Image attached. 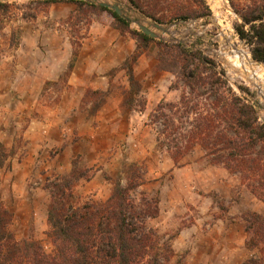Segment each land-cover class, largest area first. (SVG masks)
Segmentation results:
<instances>
[{
	"label": "rangeland",
	"instance_id": "374dc122",
	"mask_svg": "<svg viewBox=\"0 0 264 264\" xmlns=\"http://www.w3.org/2000/svg\"><path fill=\"white\" fill-rule=\"evenodd\" d=\"M0 1L10 3L6 14L0 13V63L8 67L13 68L16 64L15 50L23 32L28 34L33 31L63 33L69 39V61L74 49L79 52L83 38L87 36L90 29L96 32L103 29L115 30L120 36L132 40L135 48V40L129 34H120L119 30L112 25L111 17L105 12L98 14L85 8L76 10L75 4L67 2L39 6L31 3L32 0ZM87 1L93 3L106 1L117 4L130 18L128 22L131 28L140 30L136 23L131 21L139 19L158 34L159 38H155L156 40L167 43L179 42L186 47L200 50L206 57L213 58L216 69L223 71L222 77L227 85L255 105L259 121L264 123V63L252 58V46L246 40H242L235 30L236 25L242 23L239 13L254 2H264V0H205L210 14L186 21L172 19L173 14L181 9L194 8V0H151L148 6L151 9L156 8L164 19L162 23L145 17L127 0ZM152 23L160 24L164 29L156 28ZM109 38H111L110 35ZM237 49L243 50L252 62L254 61L251 69L260 70L259 73L256 72L260 75L261 91L244 78L242 70L232 65L239 60L236 57ZM168 52V48L160 49L156 41L151 42L148 49L138 57L134 64L135 77L141 84L140 95L145 99L143 110L140 108L129 110L122 107L124 89L128 87L127 76L125 70L120 67L110 71V74L114 76L118 70H123L115 75L113 82L114 94L121 96L118 108L122 117V120L118 119L116 129L114 128L112 132L113 135L107 136V131L100 129L95 138L90 137L88 128H79L73 118H68L61 123L59 131L63 134V139H67V143L71 144L74 149L69 152L71 156L67 159V164H70L69 171H65L62 167L56 169L48 165L37 164L30 169L24 180L16 182V177L19 175L18 165L29 150L27 140L24 139L22 133L30 119L38 117L39 112H33L31 117L23 116L19 119L13 112L12 115L8 114L4 120H1L0 135L3 137L0 138V142L5 145L10 156L4 167L0 169V202L12 213L9 228L16 239H33L42 245L45 252L52 251V245L46 235L47 207L50 201L48 187L56 177L70 176L74 165L75 173L80 176L72 187L73 204L75 205L86 201L105 200L116 179H119L123 186L128 185L130 179L136 182L142 181V184L130 193V197L137 201L143 192L149 197H158V215L154 218H146L144 222L146 226L157 231L164 245L171 248V241L178 231L192 223H197L204 232L209 231L219 221L226 223L228 227L232 224L235 231L242 229L246 238L242 215L247 211L263 212L264 203L249 191L242 175L230 173L222 164L211 163L210 156L206 155L205 150L199 144L187 150L177 162L166 151L167 146L171 150L185 146L191 134L193 115L184 117L183 124L175 119L174 126L171 128L173 135L169 138L162 137L163 145L158 141L164 128V118H157V114L160 113L159 103L179 104L182 94L192 97L188 86L178 77L173 68V71L158 69L157 59L161 53L168 56L167 63L171 65L172 56ZM64 72L60 77L64 75ZM60 77L57 81L44 83L39 96L38 108H52L59 101L68 75H65L64 79ZM208 87L200 85L199 91H205L206 94L195 96L197 108L201 113L205 112L214 100V96L208 93ZM239 87L248 89V92H242ZM88 89L90 88L83 92L77 107L86 120L95 116L105 103L94 112L93 104L97 98L86 94ZM107 95L108 91L106 97ZM15 104L16 101L13 105ZM14 107L16 109V105ZM163 111L170 113L167 109ZM173 112L182 115L183 109L177 107L171 111ZM93 121L92 127H98V122ZM85 123L90 125V122ZM90 141H96L97 149L105 148V153L110 158L117 157V159L111 163L109 159L106 163L98 161L96 156H93L95 151L89 148L92 145ZM62 148L63 146L61 148L56 145L51 146L47 152L49 160L59 154ZM141 152L144 157L139 158L138 155ZM188 163L194 166L188 169L186 166ZM178 168L182 169L178 170ZM173 170L178 173L175 177ZM106 176L110 179H106ZM170 209L177 211L176 222L161 215V211L166 213ZM244 248L247 256L241 262L255 256L259 264H264L258 250L248 252L249 249L245 246ZM172 252V256L165 264H188L187 249L181 253H175L172 248Z\"/></svg>",
	"mask_w": 264,
	"mask_h": 264
},
{
	"label": "trees",
	"instance_id": "16d2710c",
	"mask_svg": "<svg viewBox=\"0 0 264 264\" xmlns=\"http://www.w3.org/2000/svg\"><path fill=\"white\" fill-rule=\"evenodd\" d=\"M145 17L157 23L163 18L156 8H149L151 0H127ZM67 2L76 5V10L85 8L91 12H105L112 19V25L120 34H129L136 42L134 51L120 65L125 70L128 87L124 89L122 107L136 110L145 107V99L140 95L141 84L134 74V64L151 42L156 41L160 49L168 48L172 56L158 55V69L176 72L188 86L192 97L184 94L180 103H159L157 118H164V128L158 137L173 135L174 120L184 123L183 118L192 114L194 122L190 136L183 147L166 151L177 162L187 150L199 144L210 156L213 164H222L230 173H240L249 191L264 203V123L259 121L255 105L246 97L237 94L223 79V71L216 69L213 58L204 56L200 50L189 48L182 43H167L133 29L130 23L114 10L87 0H32L39 6ZM195 7L185 8L173 14L172 19L188 20L202 18L210 14L205 0H194ZM10 3L0 1V13L6 14ZM242 23L235 30L242 40L252 46V58L264 63V2H254L239 13ZM78 52L74 49L64 75H69ZM173 68V69H172ZM65 81V80H64ZM209 86L208 93L214 100L205 112L197 108L195 96L205 95L199 87ZM242 92L248 89L239 87ZM86 94L97 99L94 112L105 102L107 91L88 89ZM177 107L182 115L171 113ZM167 109L169 114L164 113ZM163 145V143H161ZM10 152L0 142V169L4 167ZM70 176L56 177L49 185L50 201L47 207L46 235L52 245L47 253L42 245L33 239L15 238L10 230L12 213L0 202V264H165L172 256V248L164 245L157 231L145 224L146 218H154L159 213L158 197H149L144 192L139 200L132 199L130 193L142 181L130 179L123 186L116 179L109 196L100 202L86 201L73 204L72 187L80 178L75 173V165ZM106 179L110 177L106 176ZM246 238L244 246L258 250L264 260V211H247L242 215ZM251 256L242 264H259ZM177 264V263H176ZM179 264V263H178Z\"/></svg>",
	"mask_w": 264,
	"mask_h": 264
},
{
	"label": "crops",
	"instance_id": "0c3cea01",
	"mask_svg": "<svg viewBox=\"0 0 264 264\" xmlns=\"http://www.w3.org/2000/svg\"><path fill=\"white\" fill-rule=\"evenodd\" d=\"M109 35L111 38L108 39ZM83 39L65 88L60 93L59 101L52 108L40 109L38 101L44 83L57 81L67 68L70 45L69 39L63 33L23 32L16 46L14 67L0 63V122L13 112L18 119L23 116L31 117L33 112H39L38 117L30 119L22 133L27 140L29 150L18 165L19 175L16 177V182L24 180L30 169L37 164L56 169L62 167L65 171H69L70 164H67V159L71 156L69 152L74 149L67 143V139H63V134L59 131L61 123L66 119L73 118L79 128H88L89 136L94 138L100 129H105L107 136L113 135L118 119L122 120L118 108L121 96L114 94L113 82L115 75L123 70H118L114 76L110 71L120 67L127 55L132 53L134 43L125 36H120L115 30L107 29L97 32L90 29ZM134 72L136 73V69ZM87 88L108 91L102 108L88 120L77 110L83 92ZM15 101L16 109L13 105ZM93 120L98 122V127H92ZM85 122H90V125ZM2 137L0 135V138ZM90 142L92 145L89 148L95 151L93 156H96L98 161L106 163L109 159L111 163L117 159V157L110 158L105 153V148L97 149L96 141ZM54 145L63 148L59 154L49 160L47 152ZM138 157H144L143 153L141 152ZM192 165L188 163L186 166L189 169ZM172 173L174 177L178 174L174 170ZM176 214L175 209H170L166 213L161 211L164 218L172 219L174 222H176ZM244 239L245 234L242 229L235 231L232 224L228 227L226 223L219 221L207 232L202 231L197 223L185 226L178 231L171 242L175 253L188 250L186 254L188 264H240L247 256Z\"/></svg>",
	"mask_w": 264,
	"mask_h": 264
},
{
	"label": "bare ground",
	"instance_id": "6f19581e",
	"mask_svg": "<svg viewBox=\"0 0 264 264\" xmlns=\"http://www.w3.org/2000/svg\"><path fill=\"white\" fill-rule=\"evenodd\" d=\"M236 57L239 60H237V62L233 63L232 65L234 67L239 68L240 70H242V75L244 76V78L247 81H249L250 84H253L256 87H258V89L260 90V87H259V84H261L260 83V75H258L260 70L258 71L255 68H254L255 70L251 69L252 66H253V62L254 61L252 62V59H250L249 55L247 53H245L243 50H240V49L236 50ZM256 71H258V73ZM261 93L263 95V92H261Z\"/></svg>",
	"mask_w": 264,
	"mask_h": 264
},
{
	"label": "water",
	"instance_id": "95a60500",
	"mask_svg": "<svg viewBox=\"0 0 264 264\" xmlns=\"http://www.w3.org/2000/svg\"><path fill=\"white\" fill-rule=\"evenodd\" d=\"M99 4L109 7L112 10H114L118 15H120L121 17L125 18L127 21H130V18L127 17L123 10L117 5V4H112L106 1H101L99 2ZM132 22L136 23V25L138 26V28L144 32L145 34L153 37V38H159L158 34L154 31H152L149 27H147L146 25H144L139 19H135V20H131ZM152 25L156 28L159 29H164L160 24L157 23H152Z\"/></svg>",
	"mask_w": 264,
	"mask_h": 264
}]
</instances>
